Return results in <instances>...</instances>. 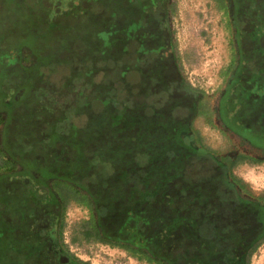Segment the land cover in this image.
<instances>
[{
    "label": "rangeland",
    "instance_id": "1",
    "mask_svg": "<svg viewBox=\"0 0 264 264\" xmlns=\"http://www.w3.org/2000/svg\"><path fill=\"white\" fill-rule=\"evenodd\" d=\"M141 1L0 0V122H3L0 125V209L22 205L25 199L33 200L41 209L50 204L40 182L28 177L26 162L21 159L24 149L30 153L36 148L30 158L38 160L36 155L39 154L44 166L49 165L53 171H65L70 166L68 160L74 156L69 144L83 143L86 145L83 150L92 151L105 160V182L120 183L124 194L131 192L133 184L128 183L132 179L123 173L139 172L137 180L152 185L166 177L171 180L172 176L165 195L180 198V188L182 185L186 188V180L190 178L175 177L174 173H184L185 170L184 174H187L191 167L201 169L199 160H191L185 150L188 142L182 133L185 126L178 127L194 115V96L178 83L181 79L175 71L172 56L156 59L159 54L157 46L167 42L169 33L155 18L146 16V25H143ZM173 1L174 13L169 22L183 78L209 96H214L225 86L234 56L239 53L237 38H241L245 31L248 33L242 39V48L250 61L241 50L237 74L241 78L239 81L243 82L238 94L245 100L260 96L262 103H248V119L249 122L260 119L264 123V17L256 14L253 28V21L243 16L246 10L251 12L249 6L254 4L252 11L259 9L264 15V0H243L240 16L245 31L237 30V33L233 12H227L217 1ZM143 2L147 7L150 4L149 0ZM241 24L239 22V26ZM152 48L154 50H150ZM145 62L147 69L141 81L137 68ZM163 63L175 68L166 78L171 84L172 80H177L173 94L169 91L156 94L168 83L161 81L157 84L158 81L150 77ZM229 93L232 97L236 95L231 90ZM224 125L228 124L224 122ZM175 127L173 145L176 146L172 147L168 135ZM192 127L201 135L203 144L216 153L233 152L238 144L252 151L256 161L261 162L241 161L233 170L251 192L256 196L264 195L262 152L249 148L233 132L224 130L221 123L213 124L204 115L197 116ZM6 128L8 133H4ZM46 142L49 149L39 151L40 145V150L45 149ZM62 144L69 148L64 156L62 151L59 153ZM14 145L23 148L16 155L7 148L12 147L14 152ZM150 151L155 153L152 159H149L152 156ZM26 160L29 163L30 159ZM103 169L94 166L87 174L100 178ZM83 172L84 168L74 174L81 178ZM140 173L146 178L142 180ZM13 182L18 189L9 191ZM206 183V193L215 194L218 187L210 180ZM90 187L99 197L100 204L105 203V208H109L108 215H104L107 231L117 234L123 224L119 215L125 209L113 207L112 193L105 184L94 182ZM62 191L66 205L63 239L72 254L91 264H149L125 249L97 239L87 240L84 225L91 218L89 208L67 188ZM134 192L140 199V189ZM8 193L14 197L12 204L8 203ZM137 203L140 205L133 204L135 213H144L151 219L152 227L146 231L147 238H152L154 230L162 226L160 217L168 223L174 218L173 209L162 201L161 195L153 205L142 201ZM240 215L243 217L245 213ZM2 219L5 228L11 221L5 212ZM252 219L254 214L251 213L249 220L253 222ZM165 244L169 248L174 245L176 254H184L178 264H185L184 259L194 254H203V250L193 248L194 242L184 231H177ZM0 247V264H10L8 261L13 260L12 255L3 253L4 244ZM163 247L167 248V245ZM251 264H264V244L252 256Z\"/></svg>",
    "mask_w": 264,
    "mask_h": 264
},
{
    "label": "trees",
    "instance_id": "2",
    "mask_svg": "<svg viewBox=\"0 0 264 264\" xmlns=\"http://www.w3.org/2000/svg\"><path fill=\"white\" fill-rule=\"evenodd\" d=\"M149 1L150 4L148 7L143 5V0L141 1V7L144 11L142 12L143 25H146V16L155 18L159 23L167 20L171 25L169 21L174 13V1ZM215 1L223 5L227 12L230 10L233 12L234 29L237 33V30L240 28L238 12L242 0ZM237 43L239 53L234 56V61L227 74L226 84L214 96H209L202 89L194 88L184 79L187 89L194 96V115L191 118L189 130L195 135L194 145L199 147L198 153L211 161L207 162L205 160L200 162V170L191 167L187 171V174H184L186 173L185 170H183L184 173H174L175 177L186 176L190 178L186 180L188 186L185 188L182 185L180 188V194L182 195L180 198L171 197L170 194L165 195L168 193V187L171 186L173 177H171V180L166 179L167 177L165 180L160 179L156 181L155 185H152L147 182L141 183V180L138 181L137 176L139 172L123 173L128 175L126 177L132 179L128 182L133 184L129 194H124V187L120 183L116 185L106 181L105 188L112 193L111 200L114 204L113 207L119 208L120 210L125 209V212L119 215L123 224L119 228L118 233H121L124 231L122 229L126 228V235L118 234L114 236L107 231L106 224L104 228L102 222L103 210L98 207L96 199L91 195L85 185H74L56 179H51L47 183L48 186L50 185L49 187L56 188L57 191L60 187L71 190V187L75 186L80 189H78L79 191H82V194L75 192V195L79 197V202L87 206L92 212L90 220L84 225V234L87 240L97 239L101 243L125 249L138 260L145 261L149 264H178L181 258L184 257V254L182 252L176 254L175 246L172 245V248H169L170 246L165 243L177 231H184L188 239L194 242L193 248L200 251L203 250L202 255L194 254L191 257L185 258V264H251L252 256L264 244V195L256 196L251 192L243 181L235 175L233 169L241 161L254 163L261 161H256L257 158L254 153L243 149L240 144L237 145V150L233 152L224 155L216 153L203 144L201 135L194 131L192 127L193 120L199 115H204L213 124L221 123L224 130L233 132L249 148L264 154L263 130L258 131L248 126L242 116L239 115L242 109H248V104L238 94V90L241 91L240 88L242 87V81H239L241 78L237 74V69L241 64V48L238 38ZM173 56L175 63L181 69V60L175 42L173 45ZM245 85H247L246 82ZM229 90L234 91L236 95L232 97V93H229ZM224 122L228 125L225 126ZM0 125H3V122H0ZM260 160L264 161V158L261 157ZM212 161L216 164L218 163L220 168L219 174H217L218 171L213 169L212 165L214 163ZM215 173L216 176H214ZM106 175L107 173H105ZM122 177L121 175L119 178L122 180ZM143 178H146L145 175L142 177V180ZM206 180H210L215 187H218L215 194L206 193L204 188L205 184H207ZM150 186L152 188H149ZM139 189L141 198L138 197L140 199H137L135 197V193L137 192L134 191H138ZM161 192H163V195L160 194ZM147 193L150 196H146ZM144 194L145 196H143ZM160 195L162 201L173 209L174 218L168 223L169 221H165L164 218L160 217L162 226L157 231L154 230L152 238H147L146 230L151 229L152 224L151 219L149 220L146 215L136 223L135 227L130 226V222H134L135 219V210L133 209L135 207H133V204L142 201L145 204L153 205ZM125 204H127L126 207L124 206ZM108 209L105 208V217L108 215ZM63 212V222L60 223L61 237H63L65 223V210ZM242 213H245L243 217L240 215ZM251 213L254 215L257 214L259 222L263 225L261 232L248 229L251 222V219L249 220ZM125 218L127 219L126 225L124 223ZM165 245H167V248L163 247ZM72 257L76 264H91L76 256Z\"/></svg>",
    "mask_w": 264,
    "mask_h": 264
},
{
    "label": "flooded vegetation",
    "instance_id": "3",
    "mask_svg": "<svg viewBox=\"0 0 264 264\" xmlns=\"http://www.w3.org/2000/svg\"><path fill=\"white\" fill-rule=\"evenodd\" d=\"M242 2H243V0L241 1V4H242ZM254 3H256V2H254ZM253 6L255 8V4ZM253 6H249V9L251 8L252 13L250 11L246 10V12L243 14V16H244V19L247 20L250 18L253 21L251 24L253 25V28H254V16L256 14H259V15L261 14L264 17V15L259 9L252 11ZM240 15H241V13L239 10L238 19H239V22L242 23L240 25L239 31L240 30L245 31L243 28L244 23L241 21L242 17ZM164 19H166V18H164ZM161 24L163 25V29L165 28V30L169 33L168 34L169 38L167 39V42L163 46H157L158 49L156 51H158L159 54L156 55L157 56L156 59L157 60L158 59L163 60V59H167L170 56H172V58L174 60L173 45H174L175 41H174V37H173L174 34L172 32L171 25L167 22V20H163V22ZM143 34L147 35L145 32H142V35ZM246 35L248 36V33H246V31H245V34L241 38L239 37V43L241 44L240 48L242 51H243L242 39ZM140 39H141V37H140ZM140 41H142V40H140ZM141 45H142V48L144 50H146L145 47L143 46V43H141ZM154 49H156V47ZM154 49L152 48L150 50H154ZM146 51L148 52L149 50H146ZM243 54L245 56L248 55L244 51H243L242 55ZM248 61H250L249 57H248ZM146 65H147V63L145 62V65L139 66L137 68V70L140 74V77H141V81L144 78L143 72L146 71V69H147L145 67ZM163 65H165V66H163ZM153 68H155V67H153ZM153 68H151V69H153ZM175 68H177V69L175 70ZM175 68L172 65L168 66L166 63H163V64H161V66L158 65L154 69L153 73L150 76L151 80L158 81L157 84L161 83V81H164V82L166 81L168 83V86L161 88V90L160 91L158 90L156 94H159V93H162L165 91H169V92H171V94H173V92H172V90L174 88L173 85L177 84V80H172V84H171V82H168V80H166V78L168 79L169 76L171 75V73H170L171 70L173 72L175 70L176 73L178 72L179 77L181 79V81L180 82L178 81V83L182 84V86L184 88L186 87V82L183 78V74L181 72V69L179 68V66L176 63H175ZM142 69H144V70H142ZM242 82H243V80H242ZM256 83H254V85ZM180 84H179V86H181ZM168 87H170V89H168ZM186 89H187V87H186ZM249 102L262 103V102H260V96L259 97L254 96L253 98L248 97V100H246V103L248 104ZM239 115L242 116L244 122L248 126L253 127L254 129H256L258 131L263 130V132H264V123L262 120L258 119L256 122H249L248 112H247V110H243V109L239 112ZM192 116L188 117L187 121L184 124L178 125V127H180V128L185 126L184 130L182 131V133L184 135L183 137L186 139V141H188V142H186L187 147L185 146V150H187V153H188L189 157L191 158V160H194V161L199 160V163L202 161H205V160L207 162H209L211 160L208 158H205V156L199 154L198 153L199 147H196L194 145V136L195 135H194V133L190 132V130H189V128H190L189 125L191 124L190 121H191ZM262 118H263V115H262ZM176 129H177V127H175L174 130L171 133H169V135H168L169 136L168 139L171 141L172 147L176 146L175 144L173 145V136L175 134L174 131ZM4 133H8L7 128H6V131ZM45 140H43V141H45ZM46 144L47 145L45 146V149L40 150V148H41V145H40L38 150L42 151V150L49 149V147H50L49 143L46 142ZM77 145H79V146H77ZM62 146H63V149L60 150L59 153L62 151L63 152L62 156H64L66 153H68L69 148L65 147L63 144H62ZM69 146L73 147L72 149L74 152L73 153L74 156L68 160L69 164H70V166H69L70 168L68 167V169H65V171H62V169L53 171L49 167V165L44 166L42 164L41 160H39V156H38L39 154H37V153H35V155L37 154L36 157H38V160L30 158L32 156L31 154L33 152H36V150H37L36 148H32L30 153L24 149V153H23V156L21 157V159L26 162L25 164L28 168V171H27L28 177L31 179L35 178L40 182V185L43 187H40V186L39 187L41 188L43 193L46 194V196L49 200L48 203H50V204H47L45 207H42V209H41V208H37V206L33 200L25 199V201L22 205L17 204L18 206H12V207L6 208V209L4 208V210H3V208L0 209V246H1V244H4L3 250L5 252H3V253H5V254L8 253V255H10V257H11V255L13 257V260L11 262L8 261V263H10V264H76L74 261V258L72 257L75 255L69 251L68 246L64 242L63 237H61V231H60V227H61L60 223L63 222V220H62L63 213H64L63 211L66 210L65 196H64V193L62 191V189L65 187H60L57 191L56 188L53 189V188L47 186V183L51 179H56L59 181L62 180L63 182H68V183H71L74 185H79V184L85 185L87 187V189L89 190V192L91 193V195L96 199L98 207L103 210L102 222H103L104 228H105V223H104L105 203L100 204L99 197L93 192L92 188L90 187V185L94 184V182L105 184V160H103L102 157H100V155L94 154L92 151H89L87 149L83 150V147L86 146V145H83V143H80V144L78 143V144H73V145L69 144ZM14 147L16 150V151L14 150V152L11 149L12 147L8 146L7 148L10 150V152L12 154H15V155L17 152H19V150L23 149L21 147H16L15 145H14ZM31 147H35V146H31ZM180 149H182V148L180 147ZM182 150H184V149H182ZM150 153H152V156H149V159H152L155 156V153L153 151H150ZM150 153H149V155H150ZM165 156L167 158H170L167 154ZM26 158L30 159L29 163L26 160ZM93 160H94V162L91 165V162ZM27 163H28V165H27ZM109 165L111 168L112 167L111 164H109ZM26 166L22 167V168H26ZM94 166H102L104 168L103 170L100 171V174H101L100 178L94 174L91 176L87 174L88 170L91 171V169ZM212 166H213L214 170L218 171L217 174H219L220 168L218 166V163L217 164L214 163ZM83 168L85 170V172H83V176H81V178H77L76 175L74 174V172L83 170ZM84 173H86V174H84ZM45 176L47 178H49V180ZM214 176H216V173ZM43 177H44V179H43ZM97 178H99V179L97 180ZM25 182L29 183L28 180H26ZM14 184H15V182L11 183V187H8V189H10L9 191H13L14 189L15 190L18 189L16 186H14ZM75 187H71V190L70 189H68V190L74 194H75V192L82 194V191H79L80 189L77 187L75 188ZM7 195H8V197H7L8 203L12 204L14 197L9 193ZM103 200H105V199H103ZM137 204L140 205L139 203H137ZM101 205H102V207H101ZM135 208H134V210H135ZM4 212L7 214V219H10V221H11V222L6 224L7 226L5 228H4V225L2 222V220H3L2 215ZM90 212H91V210H90ZM91 214H92V212H91ZM143 217H144V213H142V214H136L135 213L134 222L133 221L130 222V226L135 227L136 223L139 222L141 219H143ZM252 220H253V222H250L248 229L253 230L255 232H261L263 229V225L259 222L257 214L254 215V219H252ZM124 223H125V225L127 224L126 218L124 219ZM127 226H129V225H127ZM125 229H122L124 231H122L121 233L119 232L117 234H112V235H114V236H116L118 234L126 235ZM16 234H18V235L16 236ZM16 237H18L19 239H16ZM1 240L3 242L5 240V243H1ZM16 241H18V243H16ZM0 248H2V247H0Z\"/></svg>",
    "mask_w": 264,
    "mask_h": 264
}]
</instances>
